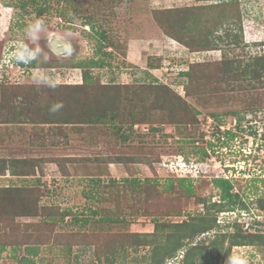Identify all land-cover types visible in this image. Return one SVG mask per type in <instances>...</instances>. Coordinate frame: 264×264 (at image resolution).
I'll return each mask as SVG.
<instances>
[{
  "label": "rangeland",
  "instance_id": "374dc122",
  "mask_svg": "<svg viewBox=\"0 0 264 264\" xmlns=\"http://www.w3.org/2000/svg\"><path fill=\"white\" fill-rule=\"evenodd\" d=\"M14 1L0 0V61L8 45L20 46L39 56L42 67L23 76L9 69V81L0 83L10 86L0 88V264H18L12 248L20 258L27 245L39 249L36 264H149L150 248L135 246L133 234L152 233L155 221L180 223L206 212L223 222L233 219L205 207L220 202L211 182L224 176L264 221L256 208L264 202V82L240 80L230 91L219 80L220 62L242 69L264 57V0H51L52 11L67 4L68 14L41 18L29 8L22 15L9 5ZM170 33L193 50L208 47L192 53ZM52 37L61 38L58 48L60 41L68 43L65 54L50 50ZM99 45L110 56L89 72L93 93L112 86L120 98L112 106L118 105L122 122L5 119L13 118L7 110L14 102L7 95L4 117L5 90L12 94L11 86H19L23 96L39 101L48 94L42 84L81 83L75 66ZM191 63L201 68L192 70L197 78L188 85L181 72ZM64 95L54 90L51 101ZM181 178L191 180L190 195L176 181ZM29 194L38 206L22 215L20 200ZM222 232L183 243L202 244L200 264H264V246H233L228 253L231 230L221 243ZM166 233L157 232L161 241ZM212 240L219 252L209 247ZM179 253L166 264L179 262Z\"/></svg>",
  "mask_w": 264,
  "mask_h": 264
},
{
  "label": "trees",
  "instance_id": "16d2710c",
  "mask_svg": "<svg viewBox=\"0 0 264 264\" xmlns=\"http://www.w3.org/2000/svg\"><path fill=\"white\" fill-rule=\"evenodd\" d=\"M54 1V0H52ZM221 4L226 5L227 0H216ZM235 0H230L233 2ZM51 0H15L14 2H10L13 8H17L22 15H28L27 8L33 11L36 17H43L44 15H48L50 12H56L58 17H64L67 15V6L65 7L59 6L60 10L50 8ZM55 2L59 3L58 0ZM69 3H72L71 0ZM68 3V4H69ZM235 3V2H234ZM238 5V4H237ZM227 9V8H226ZM56 10V11H55ZM74 11V10H72ZM235 12V11H234ZM73 13V12H71ZM22 17V16H21ZM239 20V16L237 17ZM87 25V24H83ZM238 30L241 35V24H238ZM191 27V25H188ZM93 28V27H92ZM170 38L180 42L182 46L187 48L190 52L196 51H204L205 48H200L198 50H193L192 47L187 42H182L181 39H175L170 33ZM104 38L103 35L101 36ZM199 39V38H198ZM234 44H239L237 40H235ZM199 44V42H197ZM204 46V45H203ZM190 48V49H189ZM103 51V46L99 45L97 51L94 56L88 58V60H84L77 64L79 69L82 70V81L77 84H58V85H44L43 93L47 92L48 94H42L41 99L36 101V97L31 95V98L27 96H23L21 92H19L22 88L19 86H11L13 91L12 94H8L7 90L4 91L2 96V101H4V108H2V114L9 112L13 118H9L6 116V120L15 121V122H33L39 124H55V125H84V124H98L104 121L107 123H113L115 121H121V111L116 106V110H114L112 104H120L118 94H115L112 91V86H100L99 92L93 93V84H91V77L89 72L94 68H101L104 66L103 56H110V54H105ZM26 56V55H25ZM102 56V57H101ZM222 63V71L219 74V80L224 82L227 86L232 87L230 91L235 90V84L241 81H250L256 83L264 82V57L259 56L255 57L254 60L249 63L247 66H244L242 69L234 66V62H220ZM42 62L39 56L35 57L34 60L31 61L27 68H41ZM188 70L181 72V75L187 78V84L192 85L194 81H196V75L194 71L196 70L200 73L201 66L199 64L191 63L188 66ZM240 81V82H241ZM232 84V85H231ZM163 85L158 86L159 88ZM3 87L9 88L10 86H5L3 84L0 85V88ZM55 87V88H53ZM157 87V86H156ZM54 90L65 92L66 95L64 97H58V102L56 100H52V93ZM2 92V91H1ZM68 93V94H67ZM7 95L12 97L11 101L13 102V106L9 107V111L6 109L7 106ZM61 95V93H60ZM15 99V100H14ZM49 100V102H48ZM59 103V106H58ZM58 106V107H57ZM6 115V114H5ZM4 115V117H5ZM30 117V118H29ZM192 120L196 119L193 115ZM28 120V121H27ZM227 136H231L230 132H225ZM255 134V132H253ZM262 139L264 140V133L262 135ZM200 152L203 154V157L206 156L204 149H200ZM64 161V159H62ZM58 165H60L58 163ZM61 166V165H60ZM180 187H185V193L190 195L191 191V180L189 179H177L176 180ZM134 186H137L136 180H132ZM187 183V184H186ZM212 185L219 191L220 202L219 203H211L206 207L207 211L213 210L215 213L222 212H236V218L231 219L227 222H217V216L204 214L200 217L192 216L186 221L175 222V223H161L159 221L154 222V231L152 233H135L136 243L135 246L144 245L150 248L149 253V264H166L167 260H172L177 257V253L182 252V257L179 262L175 264H200V257H204L202 253L203 246L199 242L196 244L183 243L184 240H193L195 237L201 235L202 233H207L213 229L223 231L220 238V242L222 243V239L226 237L225 233L228 230H231V238L232 240L229 243V247L227 252L229 253L230 248L233 246H264V221L263 220H254L257 214H251L250 208L244 203L242 198L233 193V184L230 180L224 178H214L212 179ZM186 184V185H185ZM139 185V184H138ZM169 186V185H168ZM168 189V188H167ZM35 196V195H34ZM29 194L28 197L21 198V208L20 214L24 215L26 213H34L37 208L38 198ZM256 208L259 211L264 212V202L262 200H258L256 203ZM256 209V210H257ZM246 212L252 218L251 222L246 225L244 221L240 220V213ZM97 213L96 211L93 212ZM180 213V212H179ZM178 213V215H179ZM177 215V216H178ZM226 217V216H225ZM227 218V217H226ZM83 224H87L88 220H82ZM167 228V233L164 234V238L161 241V234H157L159 230H164ZM80 236H84L80 234ZM215 239V238H214ZM170 243V244H167ZM209 247L217 250L219 252V247L216 245L215 240L211 241ZM5 249L4 245L0 246V252ZM13 258L17 261L18 264H36L33 257L38 254L37 246H25L24 254L20 257H16V247H13ZM183 249V250H182ZM69 252V251H68ZM174 264V263H173Z\"/></svg>",
  "mask_w": 264,
  "mask_h": 264
},
{
  "label": "built area",
  "instance_id": "2783aa9c",
  "mask_svg": "<svg viewBox=\"0 0 264 264\" xmlns=\"http://www.w3.org/2000/svg\"><path fill=\"white\" fill-rule=\"evenodd\" d=\"M10 46V45H9ZM9 47H6V50L4 51L5 55L4 57L1 59L0 61V83H7L9 81V77L7 76V72L9 69H15L17 70V72L23 75H32L34 70H38L39 68H27L29 66V64L31 63L32 60L35 59V55H32L31 51H26L24 50L23 47H16L15 49H11L9 50ZM8 53H10L12 55V57L8 56ZM26 55V56H25ZM211 120H208V123H210ZM221 129L223 128L222 126H219ZM207 128H210V126L208 125ZM208 132V130H206ZM183 169L186 170V164L185 162H181ZM224 179L230 180L227 176L223 177ZM223 213V212H222ZM221 215H225L226 217L228 215L234 216L233 219L236 218V212H225L226 214H222ZM251 213V212H250ZM253 214V213H251ZM240 220L244 221L247 224H249L252 220V218L249 216L248 213L246 212H241L240 213ZM232 219V220H233ZM247 219L249 221H247ZM254 220H261L260 216L257 215L255 216ZM217 222H222L220 220H217ZM180 258L182 257V252L179 253L178 255ZM176 259V258H175Z\"/></svg>",
  "mask_w": 264,
  "mask_h": 264
},
{
  "label": "water",
  "instance_id": "95a60500",
  "mask_svg": "<svg viewBox=\"0 0 264 264\" xmlns=\"http://www.w3.org/2000/svg\"><path fill=\"white\" fill-rule=\"evenodd\" d=\"M57 39H61V38H57ZM60 43H61V48H62V50L61 51H59V52H56L54 49H53V47H52V45H51V43H50V41L48 42V47L50 48V50H52L53 52H56V53H63V54H65L66 53V51L68 50V43L67 42H64V41H60Z\"/></svg>",
  "mask_w": 264,
  "mask_h": 264
},
{
  "label": "flooded vegetation",
  "instance_id": "af4514ba",
  "mask_svg": "<svg viewBox=\"0 0 264 264\" xmlns=\"http://www.w3.org/2000/svg\"><path fill=\"white\" fill-rule=\"evenodd\" d=\"M50 41L51 45L53 46V49L56 51V52H59L62 50V48L59 46V48L56 46V43H58L59 39H56V37H52L48 40V42ZM60 44V42H59ZM58 44V45H59ZM52 51V50H51Z\"/></svg>",
  "mask_w": 264,
  "mask_h": 264
},
{
  "label": "clouds",
  "instance_id": "9594fccd",
  "mask_svg": "<svg viewBox=\"0 0 264 264\" xmlns=\"http://www.w3.org/2000/svg\"><path fill=\"white\" fill-rule=\"evenodd\" d=\"M8 47H9L8 51L11 50V49H15V48H16V47H13V46H11V45H10V46L8 45ZM263 54H264V53H263ZM8 56L12 57L11 54H8Z\"/></svg>",
  "mask_w": 264,
  "mask_h": 264
},
{
  "label": "crops",
  "instance_id": "0c3cea01",
  "mask_svg": "<svg viewBox=\"0 0 264 264\" xmlns=\"http://www.w3.org/2000/svg\"><path fill=\"white\" fill-rule=\"evenodd\" d=\"M52 47H53V46H52ZM51 164H52V163H51ZM48 165H49V164H48ZM97 183H98V181H97ZM97 183H96V184H93V185H98Z\"/></svg>",
  "mask_w": 264,
  "mask_h": 264
}]
</instances>
